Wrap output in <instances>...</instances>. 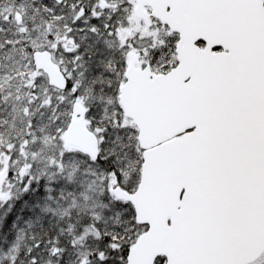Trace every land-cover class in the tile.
Masks as SVG:
<instances>
[{"label":"snow or ice","instance_id":"snow-or-ice-1","mask_svg":"<svg viewBox=\"0 0 264 264\" xmlns=\"http://www.w3.org/2000/svg\"><path fill=\"white\" fill-rule=\"evenodd\" d=\"M0 264H264V0H0Z\"/></svg>","mask_w":264,"mask_h":264}]
</instances>
